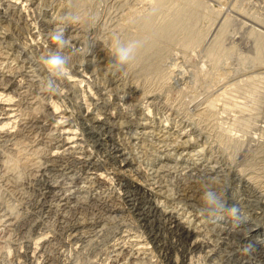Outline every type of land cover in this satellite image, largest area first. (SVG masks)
<instances>
[{
	"label": "bare ground",
	"instance_id": "6f19581e",
	"mask_svg": "<svg viewBox=\"0 0 264 264\" xmlns=\"http://www.w3.org/2000/svg\"><path fill=\"white\" fill-rule=\"evenodd\" d=\"M18 1L19 0H0V2H1L0 5L4 6V8H0V29H1V31H0V98H1V96L2 97L6 96L7 98L9 97L8 99H10V100H12L13 97H15V98L20 97L23 99L28 98V100L31 101V102H28V108L31 110V113L30 114L26 113L30 110H28L26 112L24 111L25 113L21 114L19 116V118L12 119L10 121V117H12V116H8L10 113L8 111V109H4L5 106L0 109V140H3L2 142H4V143H8L7 145H9V142L12 141L13 142L12 144L14 146H16V145H18V147L20 146V149L18 148L19 151H16V152H18L16 154L13 153L12 149H10L9 151L8 150L5 151V150H3L4 145H3V148L0 146V148H2L0 150V172L2 171L4 173H6V172H10V171H15L18 176L14 172L15 173L14 177L19 179V180H23L22 175H24V174H23V172L20 171V167L24 168V173H25L27 171V168L29 165L27 164V167H26L25 162H24L25 165L23 163H21V159H19V156L22 155V157H23V155H27L29 153L28 154L29 156H26V157L30 158V159L28 158L29 161L30 160L33 161L34 170L37 171V174L32 172L33 174H35V175H33V179H31L33 182L32 185L35 184V186L38 187V189L36 188L37 193L33 191V193H36V195L35 194L33 196L31 195V197H30V195L29 196L27 195L28 196L27 200H28V202H30L32 204L31 208L33 207V209H35L36 211L39 210V213L41 211V213H43L44 217L42 216L43 220L41 221V219L38 217L40 215L36 216L35 214L29 216V213H27V214L24 213L25 215H23V214L16 215L17 214L16 213V214H14V215H16V217H12L13 213H11V215H5L3 212L4 207L7 209L9 208V210H10L11 206L10 207H7V206L3 207V205L0 201V228H1L0 229V245H1V243H3V238L5 235V234H3V232L5 229L10 231V232L7 231L8 233H10V235H13V232L15 233V231H22L23 228L28 229V228L35 226L36 227V228L34 227L35 229L40 230L39 235L40 234L42 235L40 237H38V236L37 237L39 239H41L43 242L37 243V241H36V244L35 245L33 244L34 249L31 246L32 243H28L30 245L28 247L33 249V250H31V252L27 251V249L25 250L24 248H22L26 251L25 255L28 257L27 258L28 264H40L41 259L39 258L40 259V261H39L38 255L40 253L43 256L42 252L45 253V256H46L45 261L43 260L42 264H72L73 259L71 258V254L69 252H67L69 250L66 249L67 251H64L65 249L63 250V247L61 246L62 243H60L61 245L59 244L61 246L60 248H58L57 246L55 247V245H57L58 243L54 245V240L56 239V236L60 232L58 230L57 231L55 230L57 232V235H55V236L52 234H51L52 236L50 235L51 232L49 233V231H47V229H49V228L44 229V230H46L45 232H41L43 230V226L45 225L47 227L46 224L49 223L48 222L49 220L47 222H45V221L48 218H52V217H55V219L56 218L58 219L59 225L63 230V231H61V233L67 234L66 237L68 239H66V241H59L60 239H58V238L57 239H58V242H63V246L65 247V245H68L67 240L69 241V243L70 242L72 243V241H73V243H76L79 240H82V242H83L86 238H88V236H89L88 232L90 233L91 230L94 231L95 229H97V232H100L101 230L103 232H105L106 231L105 228L101 229V230H100V228L104 227V225H108L106 223H109L111 219H113V221L115 219V220H117V222L115 223V225H116L115 227L117 230L113 233L114 235H113V240H112L114 242V237H115L116 242L114 244H112L113 246H111L113 248L112 256H114V258L112 259L113 260L112 264H161L159 262V260L156 261L153 257L156 252L158 253V255L163 259L164 263H166V264H199L197 261L202 259V258H200V256H199V259L197 258V260L194 258L198 254L199 255L203 254V260H204V262H206L205 264H245V263L264 264V228H263V226L261 227L260 224H258V223L249 224L250 222H248V221H244V222H241V220L239 222L229 221L230 218L228 219V217L225 216V211L217 213L216 216H211V215H208L207 213H201L200 212V209L203 207L202 199H201L203 196V193L205 191H208L209 189L214 190L218 193L220 191V188L224 185L223 184L221 187L218 186L217 182H219V181H217V182L215 181L216 180L215 176L213 178V175H215L220 169L217 170V168H218L217 166L212 165L211 162H209V161H206L208 159L205 160V147L193 145V144H195L193 142L195 139H193L194 137L193 138L191 137L189 131L187 130V129H189V128H187L188 126L181 123V127L179 126V129H177V130H175L176 129L175 128L172 131L171 129L168 128V127L171 128V126H169V125L172 124V121L174 120V117H175V116L173 117V115H172V117L170 116L172 113L170 115L168 114L169 117L166 120L163 117H160L156 114H153L152 110L149 108H147V110H145V111H147V113H145V111H142L138 115L130 114L127 111L128 106L130 107V109H132V108L136 109L137 108V105H135L132 102L134 100V97H136V96L132 95V94H134V92H133L134 89L133 90L131 89L130 93L127 92L125 90V88L119 84V79L117 80V78H119V77H117L116 72H118V71L116 69H114V70L111 69V68H114V66H113V60L114 59H113V57H111V51L108 48V46H109L108 40H106L108 43L107 44L108 46L106 45V43H102L99 45L97 44V46L94 43H92L96 47L95 46L90 47V48L87 47V48H89L88 52L86 51V48L85 49L82 48V45L86 44V42H85V38H86L85 37V35H86L85 29L88 28V27L84 28V27H86V25L88 26V24L85 23V22H87L86 20H84L85 22L84 21L82 22L83 18L81 21H78L75 23L65 21V23L67 25L66 30H65V36L69 37L71 44L69 46L65 47V49L63 51L65 53L72 55L70 67L71 66L72 67L77 66V67H80L81 70H83L82 67L85 66L87 68V70L89 69L94 73L96 71L95 69H97L98 66H100V68H101V66L106 65V66H108V69L110 68V70L113 71V75H110V78L112 76L111 80L114 84V87H112V88H114V90H112V92L116 95V97H115L116 103L114 105V109L116 111L115 112V114H116L115 120L109 121V118L108 119L107 118L102 119L103 117H101V119H100L99 117H96V116H93V118H92V116H91V118H87V116L90 117V115H87V114L84 115L83 106H82L83 105L82 104V99H83L82 97H85V99H86L87 96L85 95V93L87 91L82 90L84 88L82 86V83H83L82 78H80V79L75 78V82L77 80L79 82V83L73 82L75 84H70L71 82H69V79L67 78L68 83L70 85H68L66 83H65L66 85L63 84L64 87H67V90L65 89V91H64V89H63L61 91V93L64 92L63 95L64 94L66 96L71 95L72 98L73 97L77 98V100L79 102L77 101L78 103L74 106V108L76 110H73L74 108L73 109L69 108L70 110L65 109L64 115L62 114L61 116H58V114H59L58 111H60L59 109L61 107H60V104L58 102L54 101L55 99L54 100L51 99L52 100V101L50 100L51 103H48L46 100L44 102H42L43 101L42 96L38 97L40 91H39L38 95H36V92H35V89L33 88V86L35 85L34 83H38L39 80H41V78L48 77V73L46 71L43 73L44 75H42V73L38 74L36 72L38 69L36 70V68H35L38 61H36L37 62L36 64L33 62H30L29 65H26L25 64V62H26L25 57L29 54H31L33 56L35 54V55H37V57L41 61V58L43 56L47 55L50 50L55 49V45L51 41L49 34H50L51 30L57 24L61 23V19L58 17L54 18V14L49 15V13H48L49 18H51V19L47 20V22H46L47 27H50V29L45 34V40H44L45 44H39V43L35 44L37 42V40L32 39V32L34 33V30L35 31L37 30L36 26H35L36 21L34 22L32 20V22H30L32 24L31 25L28 24L27 21H30L29 17H32L29 14L28 5H30V6L32 5V6L37 7L42 2H41V0H21L22 1L21 2L22 7L18 8L17 7L19 4ZM74 1L77 2V0H74ZM86 1H83V2L87 3ZM151 1L154 5L152 7H155V8H152L150 6V8H152L153 10L150 9L149 14H146V15L143 14L144 15L143 17H140V18L137 17L136 21L135 20L132 21V22L135 21L136 28H137V32L132 35L133 36L132 39L139 40L141 43H140L139 47L137 48L134 60L129 63V65L130 64L136 65L137 63L143 64L144 65L143 69L147 70L146 74L148 72L150 73V70L153 71V70L157 69V64L159 66V63H160L159 59L162 58V56L165 54V50L167 48L166 46L163 47V45H162L163 43H164V45H165V43L167 44L170 42H172L173 44L177 43V42H173V41H175V39L178 38V36H180L181 38H178V39H180V40L184 39L182 41H183V45H184L183 47H186L185 49H188L189 47H191L190 49H192L193 46L195 47L198 45L202 46L200 44L202 43V37L201 36L203 34L199 30L196 29V26H197L200 18L202 16H204V14L206 15V13H204V12H206L207 10L210 9L211 11L209 10L210 11L209 13H210V15H212V13H213L212 11H214L213 10L214 8H212L213 5L211 6V3H209L210 0L209 1H206V0H151ZM151 1H150V3H151ZM213 1H216V2H219L222 4L223 1H225V0H213ZM259 1H261V0H259ZM47 2H50V1L48 0ZM70 2H72V0ZM78 2H79V0H78ZM80 2H82V1H80ZM23 3H25V4H23ZM45 4H46V2H45ZM62 4H63V1H62ZM169 4L171 7L169 6ZM256 4H258V3H256ZM67 5H68V3H67ZM81 5L84 6L83 3ZM167 5H168V7H170L169 12L167 13L165 11L166 13L164 14L163 18H160V16H161L160 14L163 13V11L162 10L160 11V9L161 8L164 9ZM77 6L75 5L74 8ZM41 7H42V4H41ZM260 7H261V5H260ZM68 8H70V6H68ZM72 8L73 7H71V9ZM74 8H73V10H74ZM33 9H36V8H33ZM46 9H48V8L46 7ZM263 9H264V6H263ZM263 9H261L260 12H262ZM43 10H41V11H43ZM57 10L59 12V9H57ZM57 10H56V12H57ZM75 10H74V12H75ZM225 10H222V11H225ZM236 10H237V8H236ZM36 11H38V10H36ZM62 11L63 10H60V12L58 14L56 12L55 13L57 15L63 16L64 14L62 13ZM217 11H219V10H217ZM40 13H42V12H40ZM125 13L126 12L122 13L121 15L123 16V14H125ZM146 13H147V11H146ZM221 13L222 12H219V15ZM36 14H38V13H36ZM121 15L119 18L122 17ZM260 15H261V13H260ZM217 16H218V14H217ZM15 17H17V21L13 20V18L15 19ZM39 17H42V16L40 15ZM207 17H209V16H207ZM80 18H81V16H80ZM205 18H206V16H205ZM221 18H222V16H221ZM23 19H24V21H21ZM210 19H213V18H210ZM226 19H229V17ZM123 20L124 19H122L121 21H123ZM162 21H163V24H161ZM259 21H261V23L259 24L260 29H257L254 26L255 28L252 27V30L250 31V33H251V36L252 35L255 36V46H256V47L254 46L256 48L255 60L257 61V63L259 62V64H261L263 66V63H264V61H263V59H264V18L262 20L260 19ZM33 22H34V26H33ZM120 22H118V23H120ZM121 23H123V22H121ZM135 23L133 25H135ZM215 23H217V22H215ZM215 23L213 25H215ZM40 24H42V23H40ZM124 24H126V23H124ZM219 24H220V22H219ZM225 24H226V22H225ZM225 24H224V26H225ZM256 25L258 26V24H256ZM12 26H14V28ZM132 26H131V28H132ZM133 27L135 28V26H133ZM12 29L19 30L18 31L19 33H20L21 29H25L22 32V36L25 39V42L23 44H20L21 43L20 41H19L20 42L19 44L17 42L13 41V38H14L13 36H15L16 33L13 34ZM116 29H118V28H116ZM223 29H225V28H223V22H222V25H220V28L218 29V31H216V34L214 33L215 37L213 40L211 39L212 42L217 41V39L220 38L219 34H222V32L225 31ZM43 30H44V28H43ZM178 33L179 34L182 33L183 38H182V34L177 35ZM227 33H228V31H227ZM231 35H232V33H231ZM33 36H35V35L33 34ZM222 36H224V35H221V37ZM130 37H131V35H130ZM224 37H226V36H224ZM248 37H250V36H248ZM37 39L41 40L39 38H37ZM180 40H179V44L181 43ZM225 41H226V39L224 40V42ZM215 43L216 42H214L211 45L212 47H210V51H211V49H212V51L214 50L213 52L218 50V49L215 50V48L213 49V45L216 46V44H218L220 46V47L219 46L216 47V48H219L218 51H220L221 48H223L222 46L224 44L223 45L221 44V43H223V41L219 42V39H218V42L216 44ZM110 46H112V45H110ZM169 46H170V44H169ZM224 46H226V45H224ZM30 48H31V50H29ZM197 48H199V47H196V49ZM169 50H166V51L168 52ZM223 50H221V53L225 52ZM228 50H226V52ZM163 51H164V54H163ZM229 51H231V50H229ZM33 52H34V54H33ZM171 52H173V51H171ZM171 52H168V53H171ZM214 54H212V55L210 54V55L213 56ZM215 55H217V53ZM224 55L226 56V54H224ZM230 55H232V51H231ZM253 60H254V58H253ZM31 61H33V60H31ZM104 61H105V63H103ZM41 64H42V62H41ZM142 66L141 67L139 66V67L142 68ZM100 68H98V69H100ZM262 68H264V67H262ZM41 69H42V67H41ZM124 69H122V70H124ZM143 69H142V71H143ZM145 70L143 71V73H145ZM160 70L163 71L162 69H160ZM42 71H44V70H42ZM107 71H109V70H107ZM36 73L38 74V76L36 75ZM123 73L125 74V72H123ZM261 73H264V72L261 71ZM77 74L79 75V72H76L75 75L77 76ZM81 76L84 77L83 75H81ZM95 76H97V75H95ZM37 77L39 78L38 80H37ZM102 77H104V76H102ZM253 77H256V76H253ZM71 78H74V77L71 76ZM106 78H108V77H106ZM64 79H65V77H64ZM121 79H123V77ZM61 82L64 83V81H61ZM120 82H122V81H120ZM133 83H135V82H133ZM139 83H140V81H139ZM139 83H137V84L141 85V83L140 84ZM26 84H28V85H26ZM39 84L40 83H38L37 85L39 86ZM126 84H127V82H126ZM63 85H61V88H63L62 87ZM83 85L85 86V84H83ZM88 87H91V86H88ZM125 87H126V85H125ZM139 87H141V86H139ZM139 87L137 86V89L136 88L135 89L139 90L138 89ZM99 88H102V87H99ZM142 89H144V88H142ZM227 90L228 89H226V91L224 90V92H222V93L219 92V94L220 93H221L220 95L226 94ZM99 91L101 92V89ZM146 91H144V92H146ZM91 92H92V89H91ZM141 92H142V90H141ZM46 93L48 95L51 94V92H48V91ZM104 93L106 94L105 91H104ZM54 94L55 93L52 92L53 96H54ZM83 94H84V96H83ZM129 94H130V96H129ZM148 94H151V93L149 92ZM219 94H216L217 97L219 96ZM59 96H61V94H59ZM90 96L93 97V95H91V94H90ZM111 96H113V95H111ZM152 96H154V95H152ZM92 97H91V99H92ZM224 97H226V96H224ZM7 98L6 99L4 98V99L7 100ZM95 98H96V95H95ZM64 99H65V97H64ZM105 99H106L105 104L107 106L108 102L111 99H108L107 97ZM135 99H139V98H135ZM143 99L145 100V98H143ZM10 100H7L8 103ZM70 101H72V100H70ZM88 101H90V100H88ZM114 102H115V100H114ZM131 102L133 103V105H131ZM142 102H140V104ZM146 102H147V100H146ZM112 103H113V101H112ZM128 103H130V104L128 105ZM12 104H14V103H12ZM72 104H74V103H72ZM138 104H139V102H138ZM51 105H52V107H50ZM61 105H62V103H61ZM18 106L22 107V103L17 104V108H18ZM112 106H113V104H112ZM155 106H156V104H155ZM24 107H22V108L24 109ZM209 107L210 106H208L207 108L209 109ZM14 108H13V110H14ZM51 108L53 109L52 110L53 112L52 111L49 112ZM9 109H11V107ZM23 109L21 111H23ZM62 110H63V108H62ZM99 110H101V109H99ZM18 111H20V109H18ZM88 111H90V110H88ZM88 111H86V112H88ZM11 112H13V111H11ZM15 113H13V114H15ZM17 113H19V112H17ZM60 113H61V111H60ZM135 113H136V111H135ZM13 114H11V115H13ZM39 114H43L42 115L43 119L40 118V120L42 119L41 122H44V124H43L44 129H47V131L49 132V134L47 132H44V131H42V133L44 132V133H47L49 135V136L45 135V137L47 136V139H48V137H50V139H48L46 141V144H45L46 146L45 147L43 146L45 149H42L43 147L40 149V147H39V145L41 144L40 143L41 138L39 139V135L37 133L39 131L38 130L39 124L41 123L38 120V118L41 117ZM89 114H90V112H89ZM38 115H39V117H38ZM113 116H115V115H113ZM179 118H177V119H179ZM169 121H170V124H169ZM183 121H185V120H182V122ZM164 122L166 124H163ZM45 123H47V125H45ZM96 123L102 124L101 125L102 128L104 126L110 127V128L112 127V131H111L110 136H108L106 133L104 135L102 133H100L102 135L99 136V139H97V140H100L99 144L97 146H100L101 150H102L101 157L98 156L99 158L92 157V152H96V151L92 150V148H91L92 152H90V153L86 150V146H85L86 141L83 139L85 137V133L84 132L82 133L83 126H84V129H86V127H87V129H90V131H91V129L96 127V125H95ZM183 123H185V122H183ZM18 125H19V129L17 130ZM15 127H17L16 130L14 129ZM40 127H41V125H40ZM10 128H11V130H10ZM12 128L14 129V131L12 130ZM109 133H110V131H108V134ZM96 134H97V132H96ZM100 134H98V135H100ZM82 135L84 136L83 138H82ZM94 136H95V134L94 135L91 134L92 138ZM5 141H9V142H5ZM87 141H88V139H87ZM92 141H93V139H92ZM231 141H232V139H231ZM90 144L92 145V143H90ZM242 145H244V144H242ZM94 146H92V147L94 148ZM90 147H88V148H90ZM206 147H207V145H206ZM27 150L28 151L30 150V151L26 153ZM89 151H90V149H89ZM98 151H100V150H97V153H98ZM98 155H100V154H98ZM22 159H24V158H22ZM217 161H218V159H217ZM215 164H217V163H215ZM228 165H227V167H228ZM33 166H31V168ZM231 167H229V168L232 170ZM29 169H28V171H29ZM244 170L245 169H243V171ZM235 172H238V170ZM11 174H12V172H11ZM229 174H230V172H229ZM233 174H235V173H233ZM239 174H240V171H239ZM244 174H245V172H244ZM30 175L32 176V174H29V177H30ZM217 175H220V174H217ZM227 175H228V173H227ZM4 176H5V174L2 177H4ZM8 176H9V173H8ZM230 176H231V174H230ZM240 176H243V175H240ZM9 177L13 178L12 176H9ZM247 177H248V175H247ZM250 178H252V177H250ZM1 179L3 180V178H0V180ZM219 180L221 181V179H219ZM249 181H251V180H249ZM5 182H6V180H5ZM25 182H26V180H25ZM7 183H8V181L6 182V184ZM13 183H14V181H13ZM15 183H16V181H15ZM226 183H229V182L226 181ZM11 184H12V182H11ZM16 184H18V181ZM229 185H230V183H229ZM243 185H245V184H243ZM18 186L20 187V185H17V187ZM23 186L24 185H22L21 188ZM26 187L24 186V188H26ZM227 187H229V186H227ZM251 188H252V185H251ZM20 189L18 188L16 190H19V192H21V190H22V192H23V189H21V190ZM33 189H34V187H33ZM233 189H235V188L233 187ZM244 189H246V188H244ZM12 190H13V188H12ZM241 190L239 189V191H241ZM28 191H29V189H28ZM246 191H248V190H246ZM25 193H27V192H25ZM236 193H238V191ZM254 193H253V195H254ZM19 195H21V194H19ZM240 195H238V196H240ZM48 196H50V198H49L50 203L45 204L46 203L45 199ZM20 197L22 198V196H20ZM25 197H26V194H25ZM251 197H252V195H251ZM2 199H0V200H2ZM247 199H248V197H247ZM21 201L23 202L24 199L23 200L21 199ZM226 201H227V198H226ZM25 202H26V200L24 201V203ZM118 202H120L121 204L125 203V204H123V206L125 205L128 209L127 210L126 209L124 210V208L122 209L121 208L122 206L117 204ZM250 202H252L251 199H250ZM238 203H239V201L237 202V204ZM8 204L10 205V203H8ZM240 204H239V206H240ZM242 204H243V202H242ZM27 205H29V204L27 203ZM228 205H229V203H228ZM12 206H14V205H12ZM253 206L255 207L254 208L255 211L251 210L253 212V215L256 217L260 216L262 214L260 211H264V197L263 198L257 197L254 201V205L251 204V207H253ZM14 207H16V205ZM25 207L27 208L26 205H25ZM241 207H242V205H241ZM246 207L247 206H245V208ZM17 209L18 208H16V210ZM250 209H252V208H250ZM91 210H93V211L98 210V211L96 213V212H91ZM21 211L22 210H20V212ZM122 211H128L129 213L133 212L138 217L140 224H141L140 227H142L145 230V232H146L145 234L147 235V238L143 239V235H142L143 233H138L139 235L136 234V232H133L134 234L131 233L133 230L132 226L129 224L130 222L128 220L121 217V216H123L120 214V213H123ZM243 211H244V208H243ZM245 212H246V209H245ZM35 213L38 214V212H35ZM109 213H110V215H109ZM113 214L115 216H113ZM126 215H128V214H126ZM5 216H6V218H5ZM132 216L134 217V215H132ZM2 217L4 219H2ZM250 217H252V216L250 215ZM262 217H263V215H262ZM116 218H119V220ZM126 218H128V217H126ZM242 218H244V217H242ZM52 219H54V218H52ZM135 220H136V218H135ZM126 221L129 223H127ZM256 221H258V220H256ZM9 227H10V229H9ZM98 228H99V231H98ZM52 229L50 228V230H52ZM134 230H136V229H134ZM25 231L26 230H24V232ZM93 231H92V234H95V232L93 233ZM24 232H22V233H24ZM141 232H142V230H141ZM61 233L59 235H62ZM37 234H38V232H37ZM65 234L63 237H65ZM91 235H90V237H91ZM98 235H99V233H98ZM44 236H46V238ZM6 237H8V236H6ZM43 237L45 239H43ZM59 237H61V236H59ZM12 238H14V237H12ZM33 238H32V240L35 241L36 237H35V239H33ZM26 239L27 238L25 237L22 240L25 241ZM30 239H31V237H30ZM4 240L6 241V239H4ZM7 240L9 241L10 238ZM10 241H9V243H10ZM12 241H14V240L12 239ZM19 241H18V244L20 245ZM24 241H22V242H24ZM82 242H80V243H82ZM249 242H251L254 247L252 248V250L250 252L245 253L243 251V247L246 244H248ZM108 243H110V241ZM76 244H78V243H76ZM1 246H0V264H22L23 263V261H22V263L18 262L19 259L18 260L17 259H13V260L9 259V257H11V255L9 257H6L5 251L7 249H6L5 245H3L4 247H1ZM7 246H8V244H7ZM70 246H69V248H70ZM74 246L76 247V245H74ZM18 247L20 248V246H18ZM71 247H73V246H71ZM79 247H81V246H79ZM10 248H11V245H10ZM12 248H13V246H12ZM14 248H15V246H14ZM73 249H75V248H73ZM9 250L10 249H8V251ZM20 250H21V248H20ZM101 250H102V248H101ZM8 251H6V252H8ZM105 251L107 252V248H106V250H104V252ZM9 252H11V250ZM12 252L14 253L13 250H12ZM96 253H98V252H96ZM17 254L18 253H16V255ZM159 256H155V258L157 257L159 259ZM247 257H249L251 262L246 260V262L244 263L243 259H246ZM98 258H100V257H98ZM21 260H19V261H21ZM97 261H98V259H97ZM97 261H95V262H97ZM101 262H102V260H101ZM204 262H202V263H204ZM76 263L77 262H75V264Z\"/></svg>",
	"mask_w": 264,
	"mask_h": 264
},
{
	"label": "rangeland",
	"instance_id": "374dc122",
	"mask_svg": "<svg viewBox=\"0 0 264 264\" xmlns=\"http://www.w3.org/2000/svg\"><path fill=\"white\" fill-rule=\"evenodd\" d=\"M47 1L48 0H46V1L45 0H41L42 3H40V5L37 6L38 8L35 7V6H32V5H31L32 7L30 5H28V7H29V9H28L29 10V14H30V16H32V17H29L30 21H27L28 24L31 25L32 23H30V22H32V20L34 22L36 21V23L39 21L37 24L35 23V26H36V29L37 30L36 31L34 30V33L32 32V39L37 40V42L35 41L36 43L35 42L34 43L35 44H37V43H39V44H45L44 43L45 34L50 29V27H47V24H46L47 20L51 19V18H49V15L54 14V18L58 17V18L61 19L65 15V13H69V12H72L73 11V13H76V14L78 13V15L81 16V18H80L79 21H81L82 18H83L82 22L84 20L87 21V22L84 21L85 23L88 24V26H87L84 23L86 25V27H84V28H87L88 27L87 29H85V33H86L85 37L87 38V39L85 38L86 44H83L82 45V48H84V49L86 48V51L87 52H88V50H89L90 47H93L95 45L97 46V44L99 45V44H102V43H106V45L109 43L108 44L109 46L108 45L107 46H108V48L111 51V49L114 48L115 41L117 39H119L122 42L123 41L131 40L133 38L132 35L137 32L136 23H135L136 18L137 17L140 18V17H143L146 14H149L150 13V9L153 10L152 8H155V7H152L154 5H153V3H152L151 0H92V1L91 0H87V1L86 0H79V2L82 1L80 3L78 2V0H77V2L74 1V0H72L73 3L70 2L71 0H69V1L68 0H58V1L57 0H49L50 2H47ZM62 1H63V4H62ZM83 1H86L87 3L83 2ZM150 1H151V3H150ZM206 1H209V0H206ZM258 1L259 0H249V1L248 0H225L221 4L219 2L210 0L209 3H211V6L213 5L212 8H214L213 10L215 12L212 11L213 13H212V15H210L209 12L211 10L209 9L210 10L209 11V10L206 9L207 11L204 12V13H206V15L204 14V16H202L200 18V20H199V22H198V24L196 26V29L199 30L203 34L201 36L202 37V43L200 44L202 46H199L198 45V46H195V47L193 46L192 49H190L191 47H189L188 49H185L186 47H183L184 45H183V41H182L184 39H181L180 40L178 38H181V37L178 36V38H176L175 41H173V42H177V43H174L173 44L172 42H170V43H167L168 45L166 43H165V45H164V43L162 44L163 47L164 46L167 47L166 50H169L170 49L168 52H171V51H173V52L168 53L165 50V54H164V51H163V54L164 55L163 54L162 55L164 57L162 56V58L159 59V62L160 63H159V66L157 64V69H155L153 71L150 70V73L151 74L149 72L146 74L147 70L143 69L144 68V65L143 64H140V63H137L136 65L135 64H130V65L128 64V66L127 65L124 66V68H125V69L123 68L124 70L121 69V70H119L116 73H117V77H119V78H117V80L119 79V84L122 87H124L127 92L130 93L131 92V89L132 90L134 89V91H133L134 94H132V95L133 96H136V97H134V100L132 102L135 105H137V108L136 109H133V108L130 109V107L128 106L127 111L130 114L138 115L142 111H145V110H147V108H149V109L152 110L153 114H156V115H158L160 117H163L166 120L169 117V115L172 113L170 116L172 117V115H173V117L174 116L175 117H174V120L172 121V124H170V121H169V124H170L169 126H171V128L168 127L169 129H171L173 131L176 128L175 130H177V129H179V126L181 127V123L184 124V125H186V126H188L187 128H189V129H187V130L189 131L191 137L192 138L194 137L193 139H195L193 141L195 144H193V145L205 147V160L208 159L206 161H209V162H211L212 165L217 166L218 167L217 170L220 169L218 171L219 173L217 172L215 175H213V178L215 176V178H216L215 181L216 182L219 181V182H217L218 183V186L221 187L223 184L225 185V186L223 185L221 188L219 187L220 188V191L218 193L222 195L221 198L224 199L225 201H226V198H227L226 203L228 202L230 206L232 204H237L238 201H239V203L237 205H239L241 203L240 204V207L242 205V207H241L242 210L244 208L242 217L245 218V219L244 218H241V222L248 221V222H250L249 224H251V223L252 224L253 223L254 224L258 223V224H260L261 227L263 226V228H264V224H263L264 223V221H263L264 220V211H260L262 214L260 216L256 217V216L253 215V212H252V211H255V209H254L255 207L254 206L251 207V204L254 205V201H255V199L257 197L258 198H263L264 197V194H263L264 193V73H261V71L264 72V70H263L264 68H262V67H264V63H263V66H262L261 64H259V62L257 63V61L255 60V58H256L255 36H253V35L251 36V33H250V31L252 30V27L253 28L256 27L257 29H260V27H259L260 25L259 24L261 23V21H259V20L260 19L262 20L264 18L263 17L264 16V9H263V6H264L263 5L264 4L263 2H264V0H261L259 2ZM21 2H22L21 0L18 1V3H19L18 6H17L18 8L22 7V3ZM45 2H46V4H45ZM66 2L68 3V5H67ZM82 3L84 4V6L81 5ZM256 3H258L259 5L256 4ZM23 4H25V3H23ZM41 4H42V7H41ZM43 4L48 9H46V7ZM74 4L76 6L77 5L78 6L74 8V6H75ZM260 5H261V7H260ZM68 6H70V8H68ZM150 6L152 8H150ZM169 6H170V4H169ZM71 7H73L74 10L76 9L75 12H74L73 8L71 9ZM170 7H168V5H167L164 9L163 8L160 9V11L161 10L163 11V13L161 12L162 14L159 13L161 15L160 18H163L164 14L166 12L167 13L169 12ZM0 8H4V6L0 5ZM33 8H36V9H33ZM236 8H237V10H236ZM260 8L263 9L262 12H260V10H261ZM57 9H59V12H60V10H63L62 13L64 15L63 16L62 15H57L59 13ZM36 10H38V11L40 10V11L38 12ZM41 10H43L44 12L41 11ZM56 10H57V12H56ZM217 10H219V11H217ZM222 10H225V11H222ZM146 11H147V13H146ZM40 12H42V13H40ZM124 12H126L125 13L126 15L123 14V16H122L121 14L124 13ZM219 12H222V13L219 15ZM36 13H38V14H36ZM48 13H49V15H48ZM216 13L218 14V16H217ZM260 13H261V15H260ZM40 15L42 17H39ZM120 15L122 16L121 18H119ZM205 16H206V18H205ZM207 16H209V17H207ZM221 16H222V18H221ZM228 17H229V19H226ZM210 18H213V19H210ZM15 19L13 18L14 21H17V17H15ZM122 19H124V20L121 21ZM133 20H135V21L132 22ZM21 21H24V19L21 20ZM120 21L123 22V23H121ZM218 21L220 22V24H219ZM224 21L226 22V24H225ZM34 22H33V26H34ZM118 22H120V23H118ZM215 22H217V23H215ZM222 22H223V28H225L223 30H225L226 32L223 31L222 34H219L220 38H218V39H219V42L220 41L221 42L223 41V43H221L222 45L224 44L226 46H224V45L222 46L219 43L223 47V48H221V50L224 49L223 51H225V52H222L221 53V50L218 51L219 48H216V47L219 46L218 44H216L218 42V39H217V41H214V42H216L215 43L216 46L213 45V49L214 48H215V50L218 49L217 50L218 52L215 51L217 53V55H218L217 56V55H215L216 53L213 52L214 50L212 51V49H211V51H210V47H212L211 45L214 43V42H212V40L215 37L214 35L216 34V31H218V29L220 28V25H222ZM40 23H42L43 25L40 24ZM124 23H126V24H124ZM134 23H135V25H133ZM214 23H215V25H213ZM161 24H163V21L161 22ZM224 24H225V26H224ZM256 24H258V26ZM132 25L135 26V28ZM131 26H132V28H131ZM12 27L14 28V26H12ZM43 28H44L45 31L43 30ZM116 28H118V29H116ZM24 30L25 29H21L20 30V33H19L18 32L19 30L12 29L13 34L16 33V35L13 36L14 38L12 37L14 42H17L18 44L20 42H21L20 44H23L25 42V39L22 36V32ZM0 31H1V29H0ZM227 31H228V33H227ZM231 33H232V35H231ZM33 34L35 36H33ZM181 34L178 33L177 35H181ZM130 35H131V37H130ZM221 35H224L226 37H224V36L221 37ZM248 36H250V37H248ZM37 38H39L41 40H38ZM182 38H183V34H182ZM223 39L224 40L226 39V41L224 42ZM106 40H108V43H107ZM179 40L181 42L180 44H179ZM92 43H94L95 45L92 44ZM169 44H170V46H169ZM110 45H112V46H110ZM87 47H89V48H87ZM196 47H199V48L196 49ZM228 49L232 51V55H230L231 54V51H229ZM29 50H31V48ZM226 50H228V51L226 52ZM223 53L226 54V56ZM33 54H34V52H33ZM210 54L211 55L214 54L215 56L214 55L211 56ZM111 57H113L112 52H111ZM253 58H254V60H253ZM30 59L33 60V61H31ZM113 59H114V57H113ZM25 60H26V62H25L26 65H29L30 62H33V63L36 64L37 63L36 61H38V63L35 66L36 70L38 69L36 71L38 74H41L42 73V75H44L43 73L47 71L45 69V67L41 64V61L37 57V55L34 54V56H33V55L29 54V55H27L25 57ZM263 61H264V59H263ZM103 63H105V61ZM139 66L140 67L142 66V68H140ZM41 67H42V69H41ZM98 68H100V66H98L97 69ZM105 68L107 70H109V71H107ZM82 69L83 70H81L80 67H77V66H74V67L71 66V71L68 74V77L66 76L65 79L63 77V78H61V79H59L57 81V84L59 85L60 88H58V90L54 92L55 93L54 96L52 95V92H51V94L48 95L46 93L47 91H45V92L43 90L41 91L40 84H39V86L37 85L41 81V80H39V82L38 83H34L35 85L33 86V88L35 89L36 95H38V93L40 91L38 97L42 96V100H43L42 102H44L46 100L48 103H51V101L55 99L54 101L55 102H58L60 104V107H61L59 109L61 111V113H60V111H58L59 112L58 116H61L62 114L64 115L65 109L66 110L73 109L74 106L79 101L75 97L72 98L71 95H67V96L65 94L63 95L64 92L61 93V91L63 89H64V91H65V89L67 90V87H64V85H66V84L70 85V84L79 83L78 80L75 82V78H79V79L82 78V80H83L82 86L84 87L82 90H86L87 91L86 93L85 92L84 93L88 97V98L86 97V99H85V97H82L83 98L82 99V104H83L82 106H83L84 115L85 114L90 115V117L86 115L87 118H91V116L93 118V116H96V117H99L100 119H101V117H103L102 119H105V118L108 119L109 118V121L115 120V117H116L115 112L116 111L114 109V105L116 103V98H115L116 95L112 92V90H114V88H112V87H114V84H113V82L111 80L112 79V76L110 78V75H113V71L112 70H114L115 68H111L112 70H110V68L108 69V66L105 65V66H101V68L98 69V70L95 69L96 71L94 73L91 70H89V69L87 70V68L85 66H83ZM142 69H143V71L145 70V73H143ZM160 69H162L163 71H161ZM42 70H44V71H42ZM76 72H79V75L77 74V76H76L75 75ZM123 72H125V74ZM37 73H36V75L38 76ZM81 75H83L84 77H82ZM95 75H97V76H95ZM71 76H73L74 78H71ZM102 76H104V77H102ZM253 76H256V77H253ZM106 77H108V78H106ZM122 77H123V79H121ZM46 78L47 77H45V79ZM67 78L69 79V82H71L70 84L68 83V79ZM38 79L39 78L37 77V80ZM61 81H64V83L61 82ZM120 81H122V82H120ZM125 81L127 82V84H126ZM139 81H140L141 85H138L137 84V83H139ZM73 82H75V83H73ZM133 82H135V83H133ZM60 84L61 85L64 84L62 86L63 88H61V85ZM83 84H85V86ZM26 85H28V84H26ZM125 85H126V87H125ZM88 86H91V87H88ZM137 86L138 87L141 86V87L138 88L139 90H136L137 89ZM99 87H102V88H99ZM142 88H144V89H142ZM91 89H92V92L93 93L91 92ZM100 89H101V92L99 91ZM226 89H228L227 90V93L225 92L226 94L220 95L222 92H224V90L226 91ZM141 90H142V92H141ZM104 91L106 92V94L104 93ZM144 91H146V92H144ZM147 92L148 93L150 92L151 94H148ZM219 92H221V93L219 94ZM89 93L91 95H93V97L90 96ZM59 94H61V96H59ZM216 94H219L220 97L219 96L217 97ZM95 95H96V98L97 99L95 98ZM111 95H113V96H111ZM152 95H154V96H152ZM83 96H84V94H83ZM129 96H130V94H129ZM224 96H226V97H224ZM3 97L5 99L7 98L6 96H3ZM3 97L1 96V98H0V109L3 108L4 106H5L4 109H8V111L10 112L8 116H12V117H10V121L12 119L19 118V116L21 114H24L26 111L30 110L28 108V102H31V101L28 100V98H24L23 99V98H20V97H16V98L13 97L12 100H10V99H8L9 98L8 97L7 100H10L9 103H8V101L5 100ZM64 97H65V99L66 98L67 99L65 100ZM91 97H92V99H91ZM106 97L108 99H111L108 102V105L107 106L105 104V102H106V99L105 98ZM135 98H139V99H135ZM143 98H145V100ZM87 99L90 100V101H88ZM70 100H72V101H70ZM114 100H115V102H114ZM146 100H147V102H146ZM112 101H113V103H112ZM71 102L74 103V104H72ZM132 102H131V105H133ZM138 102H139V104H138ZM140 102H142V103L140 104ZM4 103L5 104L7 103V104L5 105ZM12 103H14V104H12ZM16 103L17 104L22 103V107H24L26 104L27 105L24 107V109L22 107H20V106H18V108H17V104ZM61 103H62V105H61ZM112 104H113V106H112ZM129 104L130 103H128V105ZM155 104H156V106H155ZM208 106H210L209 109L207 108ZM8 107L9 108L11 107V109H9ZM50 107H52V105ZM13 108H14V110H13ZM62 108H63V110H62ZM86 108L87 109L89 108L88 110H90V111H88ZM98 108L101 109V110H99ZM18 109H20V111H18ZM22 109H23V111H21ZM52 110L53 109L51 108L49 112H51ZM73 110H76V109L74 108ZM85 110L88 111V112H86ZM11 111H13V112H11ZM135 111H136L137 114L135 113ZM15 112L16 113L19 112V113L16 114ZM89 112H90V114H89ZM13 113H15V114H13ZM26 113L30 114L31 113V110L28 111V112H26ZM145 113H147V111H145ZM11 114H13V115H11ZM39 115L41 117H39ZM39 115H38V117H39L38 120H39V122H41V120L43 119V117H42L43 114H39ZM113 115H115V116H113ZM40 118H42V119L40 120ZM177 118H179V119H177ZM182 120H185V121H183L185 123H183ZM43 124H44V122H41L39 124V129H38L39 131L37 132L38 135H39V139L41 138L40 139V143L41 144L39 143L40 144L39 145L40 149L43 146L45 147L46 146L45 145L46 144V141L48 139H50V137H48V139H47V136H49L48 135L49 132L47 131V129H44ZM163 124H166V123L164 122ZM40 125H41V127H40ZM45 125H47V123H45ZM95 125H96V127L97 126L98 127L97 128L95 127L93 129H91V131H90V129H87V127H86V129H84V126H83L82 133L83 132L85 133V137L82 135V138L84 137L83 139L86 141V144H85L86 150L90 153V152H92L91 151V148H92V150L96 151V152H92V157L99 158V157H101L102 150H101V147L100 146H97L99 144V141H100V140H97V139H99V136H101L102 134L104 135L105 133L108 136H110L111 135V131H112V127L110 128V127H105L104 126L102 128L101 127L102 124H99V123H96ZM175 125L176 126L178 125V126L176 127ZM17 127H15L14 129L16 130V128H17V130H18L19 129V125ZM14 129L12 128L13 131H14ZM10 130H11V128H10ZM42 131L47 132L48 134L47 133H44V132L42 133ZM108 131H110L109 134H108ZM96 132H97V134H96ZM100 133H102V134H100ZM91 134H93V135L95 134V136L92 138L91 137ZM98 134H100V135H98ZM45 135H47V136L45 137ZM87 139H88V141H87ZM92 139H93V141H92ZM231 139H232V141H231ZM2 141L3 140H0V144H1L0 146L3 148V145H4L3 150H5V151L8 150L9 151L10 149H12L13 153H15V154L18 153L16 151H19L20 146L19 147H18V145H16L17 147L14 146L12 144L13 143L12 141H10V142L9 141H5V142H9V145H7L8 143H4ZM88 143L89 144L92 143V145L91 144L89 145ZM242 144H244V145H242ZM206 145H207V147H206ZM92 146H94V148ZM44 147L42 149H45ZM88 147H90V148H88ZM2 148H0V150ZM89 149H90V151H89ZM97 150H100L101 152L98 151V153H97ZM29 151L27 150L26 153L29 152ZM28 154L27 155H23V157H22V155H20L24 159H22L19 156V159H21V163L24 164V162H25L26 165L25 164L24 165L26 167H27V164L30 166V167L28 166L27 171L25 173H24V168H21L20 167V171L23 172V174H24V175H22L23 180H19V179H17V178L14 177L15 176V173H16L15 171H10V172H6V173H4L2 171H1L2 173L0 172L1 173L0 174V176H1L0 178H3V180L2 179L0 180V195H1L0 196V199L3 198L0 201H1L2 205H3V207L4 206H7V207H10L11 206L10 207V210H9V208L7 209V208L4 207V211L3 212H4L5 215H11V213H13L12 214L13 215L12 217H16V215H19V214L25 215L24 213H26V214L29 213V216L30 215H33V214H35L36 216L40 215L38 217L42 221L43 220V217H44L43 213H41V211L39 213V210L36 211L35 209H33V207L31 208V205L32 204L30 202H28V200H27V197L29 195H30V197H31V195L32 196L34 194L36 195V193H37L36 188L38 189V187H36L35 184L32 185L33 182H32L31 179H33V175L37 174V171L34 170L33 161H31V160L29 161L28 160L29 157L28 158L26 157V156H29ZM98 154H100V155H98ZM217 159H218V161H217ZM215 163H217V164H215ZM226 164L227 165L229 164L230 166L228 165V167H227ZM31 166H33V167L31 168ZM229 167H231L232 170ZM28 169H29V171H28ZM243 169H245V170L243 171ZM237 170H238V172H235ZM239 171H240V174H239ZM11 172H12V174H11ZM32 172L35 173V174H33ZM229 172H230L231 176H230ZM244 172H245V174H244ZM8 173H9V176H12L14 179L11 178V177H9L8 176ZM227 173H228V175H227ZM233 173H235L238 177L235 174H233ZM4 174H5V176L2 177ZM29 174H32V176L30 175L31 178L29 177ZM217 174H220V175H217ZM16 175H17V173H16ZM240 175H243V176H240ZM247 175H248L249 178L247 177ZM250 177H252V178H250ZM218 178L221 179V181ZM4 179L6 180V182L8 181V183H7L8 185L6 184V182H5ZM25 180H26V182H25ZM249 180H251V181H249ZM10 181L12 182V184H11ZM13 181H14V183H15V181L17 183V181H18V184H16V183L14 184ZM226 181L229 182L230 185H229V183H226ZM243 184H245V185H243ZM17 185H20V187L19 186L17 187ZM22 185H24L25 187L27 186V187L24 188V186H23L21 188ZM251 185H252V188H251ZM227 186H229L230 188L227 187ZM33 187H34L35 190L33 189ZM233 187L235 189H233ZM12 188H13V190H12ZM18 188L19 189L20 188L23 189V192H22L21 189H20L21 192H19V190H16ZM244 188H246V189H244ZM28 189H29V191H28ZM239 189L240 190L242 189V190L239 191ZM246 190H248V191H246ZM33 191L36 192V193H33ZM237 191H238V193H236ZM25 192H27V193H25ZM18 193L21 194V195H19ZM253 193H254V195H253ZM25 194H26V197H25ZM238 195H240V196H238ZM251 195H252V197H251ZM20 196H22V198ZM227 196L229 198L230 197L231 198L229 199ZM247 197H248V199H247ZM49 198H50V196H48L45 199L46 201L44 200L46 202L45 204L50 203V199ZM249 198L252 200V202H250V199ZM21 199L22 200L24 199V201L26 200V202L25 203H24V201L22 202ZM242 202H243V204H242ZM8 203H10V205ZM27 203L29 205H27ZM228 203H227V205H228ZM117 204H119L120 206H122L121 208L122 209L124 208V210L125 209L126 210L128 209L125 205L123 206V204H125V203H122L121 204L120 202H118ZM12 205H14V206L16 205V207H14ZM25 205L27 206V208L25 207ZM244 205L247 206V207L245 208ZM249 207L252 208V209H250ZM16 208H18V209L16 210ZM245 209H246V212H245ZM20 210H22V211L20 212ZM34 211L35 212H38V214L35 213ZM97 211L98 210H96V211L91 210V212H96V213H97ZM122 212L123 213H120V214L123 215V216H121L120 214L119 215L122 218H125L126 220H128L130 222L129 223V222L126 221L127 223H129L132 226V229L133 230H132L131 233H133V232H136V234L143 233L142 234L143 235V239L147 238V235L145 234L146 233L145 230L142 227H140L141 224H140V221H139L138 217L133 212H131V213H129L128 211H122ZM226 212L227 211H225V216L228 217V219L230 218L229 221H232V222L235 221V222H237L236 220H233L234 218L228 212L227 213ZM14 214H16V215H14ZM126 214H128V215H126ZM109 215H110V213H109ZM132 215H134V217ZM250 215L252 217H250ZM262 215H263V217H262ZM113 216H115V215L113 214ZM126 217H128V218H126ZM5 218H6V216H5ZM52 218H54V219H52ZM52 218H48L45 221V222H47L49 220L48 221L49 223L46 224L47 227L45 225L43 226V230L49 228V229H47V231H49V233L51 232L50 235L52 234V235L55 236V235H57V232H56L57 230L60 233L63 230H62V228L59 225L58 219L57 218L55 219V217H52ZM135 218H136V220H135ZM2 219H4V218L2 217ZM116 219L119 220V218H116ZM255 219L258 220V221H256ZM114 221H113V219H111L109 223H106L108 225H104V227L100 228V230L105 228L106 229L105 232H103L102 230L100 231L101 233L100 232H97V229H95L94 231L91 230L90 233L88 232V235H89L88 238H86L83 242H82V240H79L78 242H76L78 244H76V243H73V241H72V243L71 242L69 243V241L67 240L68 245H65V247L63 246V242H58V239H60L59 241H66V239H68L66 237L67 234H65L63 232L65 234V237H63L64 234L61 233L62 235H59L60 233L58 232L59 234L57 235L58 237L56 236V239H55L56 241L54 240V245L58 243L57 245H55V247L57 246L58 248H60L62 246L63 247V250L65 249L64 251H67L66 249L69 250L67 252H69L71 254V258L73 259L72 260V264H75V262H77L76 264H112L113 263V260L112 259L114 258V256H112V254H113V251H112L113 248L111 246H113L112 244H114L116 242V238L115 237H114V242L112 240H113V235H114L113 233L117 230L116 227H115L116 226L115 223L117 222V220L114 219ZM34 227L35 226H33L31 228H28L29 230L27 228H23L24 230H26L25 232H24L23 229H22V231H15V233L13 232V235H10V233H8V232H10L9 230H7V229L4 230L5 233L3 232V234H5V235H4V238H3V243H1V245L2 244L5 245V247L7 249L6 251H8V249L11 250V252H9L10 250L8 251L9 253L5 251V256L6 257H9L11 255V257H9V259H11V260H13V259H17V260L19 259V260H21L22 259L21 261L18 260V262H21L22 263V261H23L22 264H24L25 262H26L25 264H28V259H27L28 257L25 255V253H26L25 250L27 249V251H30L31 252V250L34 249V245L36 244V241H37V243L43 242L41 239L38 238V237L42 236L41 234L39 235V233H40L39 231L40 230L35 229L36 227L35 228ZM50 228L51 229L53 228L54 230L53 229L50 230ZM9 229H10V227H9ZM134 229H136V230H134ZM43 230L41 232H45L46 231V230H44V231ZM141 230H142V232H141ZM92 231H93V233L95 232V234H92ZM98 231H99V228H98ZM22 232H24L25 234L22 233ZM37 232H38V234H37ZM98 233H99V235H98ZM90 235H91V237H90ZM6 236H8V237H6ZM59 236H61V237H59ZM12 237H14V238H12ZM25 237L27 239L25 241L22 240ZM30 237H31V239H30ZM35 237H36V240L35 241L32 240V238L35 239ZM44 237L46 238V236H44ZM44 237H43V239H45ZM9 238L11 240V241L9 240L10 243L7 240ZM11 238L14 241H12ZM4 239H6V241ZM18 241H19L20 245L18 244ZM22 241H24V242H22ZM109 241H110V243H108ZM80 242H82L83 244L80 243ZM28 243H32L31 246L33 247V249H31V248L28 247V246H30ZM60 243H62V245ZM7 244H8V246H7ZM3 245L1 247H4ZM10 245H11V248H10ZM70 245L73 246V247H71ZM74 245H76V247ZM12 246H13V248H12ZM14 246H15V248H14ZM18 246H20L21 250H20V248ZM69 246H70V248H69ZM79 246H81V247H79ZM22 248H24L25 250L22 249ZM73 248H75V249H73ZM101 248H102V250H101ZM106 248H107V252L105 251L106 252L105 253L104 250H106ZM12 250L14 251L15 254L12 252ZM20 251L21 252L23 251L24 253L23 252L21 253ZM96 252H98L99 254L96 253ZM16 253H18V254L16 255ZM156 253L153 256L154 259L156 261L159 260V262L161 264H166V263H164L163 259L158 255V253L157 254ZM42 254H43V256L40 253L38 255V259L39 258L41 259V261L39 259L40 264H42L43 260L45 261V257H46L45 256V253L42 252ZM155 256H159V259L157 257L155 258ZM199 256L202 259L198 260L197 262L199 264L200 263L201 264H205L206 262H204V260H203V254H201V255L198 254L194 258L197 260V258L199 259ZM98 257H100V258H98ZM96 258L98 259V261H97ZM94 260L97 261V262H95ZM101 260H102V262H101ZM246 260L247 261H250L249 257H247L246 259H243V262L245 263ZM202 262H204V263H202ZM245 264H251V263H245Z\"/></svg>",
	"mask_w": 264,
	"mask_h": 264
},
{
	"label": "clouds",
	"instance_id": "9594fccd",
	"mask_svg": "<svg viewBox=\"0 0 264 264\" xmlns=\"http://www.w3.org/2000/svg\"><path fill=\"white\" fill-rule=\"evenodd\" d=\"M80 16L76 13L69 12L61 18V23L57 24L50 32V39L55 45L54 50H50L47 55L41 58V62L47 70L48 77L41 78L40 88L43 91L55 92L58 90L59 85L57 80L68 76L71 71L72 55L65 53L63 50L65 47L71 44L69 37L65 36L66 23L78 22ZM140 41L131 39L128 41H115L114 48L111 49L114 57L113 66L119 71L128 65L135 58L137 48L140 45ZM203 207L200 209L201 213H207L211 216H216L217 213L227 211L237 222L242 218L243 210L237 205H227L226 201L221 198V195L214 190L209 189L205 191L202 196ZM254 246L251 242L243 247L245 253L250 252Z\"/></svg>",
	"mask_w": 264,
	"mask_h": 264
}]
</instances>
